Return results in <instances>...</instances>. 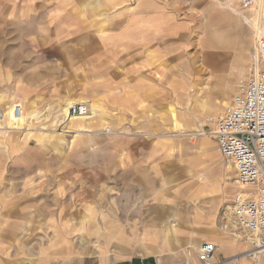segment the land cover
<instances>
[{
    "label": "rangeland",
    "instance_id": "1",
    "mask_svg": "<svg viewBox=\"0 0 264 264\" xmlns=\"http://www.w3.org/2000/svg\"><path fill=\"white\" fill-rule=\"evenodd\" d=\"M18 1L0 0V7ZM20 1L18 15L0 9V262L130 260L127 244L112 240L113 233L97 240L85 236L95 234L94 226L101 232L106 219L121 220L125 195L138 194L133 187H159L162 196L134 199V209L165 211L174 201L173 213L163 218L172 222L176 237L174 210L186 201L197 207L198 221L212 218L221 233L232 196L242 188L218 151L213 127L203 120L222 111L237 77L252 65L258 35L238 13L255 8L245 9L238 0H125L114 6L106 0ZM156 7L159 17L152 15ZM126 52L133 58L131 71L129 64L115 63ZM112 68L127 73L130 95L119 110L113 109L118 80L109 79ZM104 72L108 79H102ZM69 100L92 108L80 127L64 120ZM126 151L132 174L116 175L118 156ZM176 187H211L213 193L189 198ZM79 191L88 197L78 203ZM77 208L81 215L75 217ZM67 212L71 218L65 220ZM89 217L98 225H88ZM176 237L165 241L156 264H195L197 247L211 240L185 244ZM245 246L236 254L250 248ZM152 253L149 248L137 258Z\"/></svg>",
    "mask_w": 264,
    "mask_h": 264
},
{
    "label": "built area",
    "instance_id": "2",
    "mask_svg": "<svg viewBox=\"0 0 264 264\" xmlns=\"http://www.w3.org/2000/svg\"><path fill=\"white\" fill-rule=\"evenodd\" d=\"M238 1L245 9L261 5L252 65L237 77L235 91L222 111L203 120L206 126L213 127L211 135L218 151L234 167L236 182L242 188L232 199L228 220L222 218L219 227L224 234L250 246L233 257L237 264L243 256L264 255V0ZM87 111L86 103H76L69 109L71 115L78 116ZM15 112L20 113V106L15 107ZM215 254V243L203 241L196 249L195 264L225 263L217 262Z\"/></svg>",
    "mask_w": 264,
    "mask_h": 264
},
{
    "label": "crops",
    "instance_id": "3",
    "mask_svg": "<svg viewBox=\"0 0 264 264\" xmlns=\"http://www.w3.org/2000/svg\"><path fill=\"white\" fill-rule=\"evenodd\" d=\"M125 0H106V3L108 5L111 4V6H114L116 4H120ZM21 1L19 0L18 2H14L13 4H11V2L7 3V4H3V7H0V9L5 10V11H13L14 13L17 12V15L20 13L21 10ZM158 5V4H157ZM150 13V12H149ZM148 13V17L147 20L149 19L151 13ZM122 12L118 13L117 16L121 15ZM159 14H161L160 8L156 7L153 11H152V15L159 17ZM148 23V22H147ZM95 27V26H94ZM161 27H163L161 25ZM155 30L154 31H159L160 27H153ZM157 28V30H156ZM117 36V35H116ZM124 36V34H123ZM122 36V37H123ZM119 36H117L118 38ZM120 37V38H122ZM148 44H143V46H146ZM124 43H120L118 45V47H123ZM119 48L118 51L122 52L124 51V49ZM115 63H126V65L129 64L128 69L131 71L132 69V63H133V58H131L127 52L125 53L124 56L121 57H117L115 60ZM115 68H112V70H110L109 74V79L111 81L114 80H118L117 83V87H116V92L117 93H113V95H116V101L117 103L115 104V107H113V109L115 110H119V109H123V102L126 103V100L129 99V95L130 92L129 89L127 88V83L125 82V79H127V73L123 72V73H117L114 71ZM106 72V71H105ZM105 72L101 75L102 79H108V76L105 74ZM113 83V82H112ZM129 85V84H128ZM119 100H121L119 102ZM115 103V101L113 102V104ZM127 151L125 153L119 154L118 159H117V167L118 169H120L119 171H121V173L119 174V171H117L116 175H121V176H125V175H130L132 174L131 172V167H130V158L126 157ZM122 156H125L124 158H122ZM129 156V155H128ZM142 171V168H141ZM135 174H137V171H135ZM126 191H130L129 187H125ZM61 189V188H60ZM211 187H176L173 188V190L176 191H188L189 195L188 197H194V196H198L200 195L202 196H208L210 193H213V189L211 190ZM112 190V189H111ZM132 191H137V196L135 195H129L126 194V202H125V210L122 211V215H121V220L118 221L114 218L111 219H106L103 222V229L100 232V229L97 231V226L94 225H98L97 220L94 218V221H92V219L90 218V220H88L86 223L89 224H94L93 226L95 227V234L90 235L88 234V236H85L86 238H88L89 240H97L100 239V237L102 236V238H104V234L105 237L106 232L109 233L108 236H110V234L113 233V238L112 240H121L122 242H125L126 245V256H133V258H131L130 260L124 261V263L121 264H142L143 261H155V257L157 256V253H159L160 249H166V244L165 243L166 240H171L174 239L176 237L175 232L173 231V227H171L172 222H168L165 221V218H163L168 212L173 213V209H172V204H174V201L171 205H169L168 207H170L168 210L166 209L165 211H161L159 208V206H155L150 210H145V205L141 206L140 209H134V207L131 205H134V199H144L143 201H145V199H147L150 196H153L152 198H155V200H160V198L162 197L160 195V188L159 187H148L147 189L145 187H133L131 188ZM148 192V194H147ZM59 193V191L57 192ZM61 193L63 194V191L61 190ZM149 193L151 195H149ZM177 193V192H176ZM235 195V194H234ZM234 195L232 197H234ZM64 197H66L63 194V199ZM76 197H78V203L79 201L85 200L86 197H88L87 193L84 194L83 191H79L78 194L76 195ZM173 197V195H172ZM131 198V199H130ZM68 199V197H67ZM129 199V200H128ZM233 199V198H232ZM132 200V201H131ZM232 201V200H231ZM58 205V204H57ZM65 207H67L66 209L70 208V205L68 203L67 200H64V204ZM59 207V206H58ZM173 207H175V204L173 205ZM60 209V208H59ZM78 209V215H76L75 217L81 215V210L79 208ZM68 212L66 214H62V218L63 219H69L71 217H69ZM174 214L179 216L178 221L180 222V230H179V237L176 238H180L182 241H185L187 244V239H192L194 240L192 243H196V241L200 238H210L211 240H207V241H212L215 243L216 246V254H215V258L217 262H221V261H225V263L222 264H237L236 261L233 259V257L236 254V252L238 251V249H240V247L243 249L245 246V243L239 240H236L226 234H224L223 232L220 233V231H214V228L216 227V222H214L212 220V218L207 217L204 221V223L198 221L197 219H199V214H198V209L196 206H193L191 204V201L187 202L184 205H180L178 210H174ZM74 217V218H75ZM203 221V220H201ZM102 223V222H100ZM214 223V224H213ZM125 224V226H123ZM89 227L87 226V229ZM172 228V231L170 230ZM217 228V227H216ZM92 230V228H91ZM91 230H87L88 232ZM66 231V230H65ZM64 231V232H65ZM97 231V232H96ZM67 234H69V232H65ZM64 233V234H65ZM63 234L62 238H65V235ZM99 234V235H96ZM79 235V234H78ZM70 236H67L66 238H68ZM85 237L83 239H85ZM115 237V238H114ZM161 241V243H159ZM158 244H155V243ZM184 244V245H185ZM191 244V243H189ZM188 244V245H189ZM156 245H158L157 247H155ZM193 246V245H190ZM149 248H152L154 250V253H152L150 256L152 257H139L137 258V256H143L145 254V250H148ZM110 249V248H109ZM116 249V248H115ZM110 252H108L109 254H112L114 247H111ZM82 250H78V254H81ZM246 251V250H245ZM244 251V252H245ZM53 253H60V254H64V252H54ZM90 253V252H89ZM161 253V252H160ZM43 255H51V253L48 251ZM125 256V257H126ZM259 255H251V256H244L241 258V261H238L239 264H264V257L259 259ZM105 259V258H103ZM102 259V262H103ZM172 263V262H171ZM0 264H6L1 263ZM156 264V263H155ZM163 264V263H161Z\"/></svg>",
    "mask_w": 264,
    "mask_h": 264
},
{
    "label": "bare ground",
    "instance_id": "4",
    "mask_svg": "<svg viewBox=\"0 0 264 264\" xmlns=\"http://www.w3.org/2000/svg\"><path fill=\"white\" fill-rule=\"evenodd\" d=\"M238 16L239 17H242L243 19L249 21V22H252L253 26H254V29L256 30V34L258 35L259 31H260V26H259V21L261 19V5L260 3L257 4V6L255 7L254 11H252L250 14H244V13H241L239 12L238 13ZM256 35V36H257ZM256 43V42H255ZM255 49V48H254ZM83 102H86V101H83ZM76 103H79V102H76L74 100H69L67 102V105L65 107L66 109V112H68V117L65 118L64 117V120L66 123H68L70 120H72L73 122L74 121H77L76 123H80L79 127L81 126V122L86 120V119H89L92 117L93 115V112H92V108L88 105V112L85 114V115H82V116H78V115H71L69 113V109L72 105L76 104ZM87 103V102H86ZM36 114V113H35ZM35 114L31 115L32 118L31 119H34L35 117ZM19 115V114H18ZM13 118V121L15 122L18 118H17V113H15V108H14V114L12 116ZM22 119V118H21ZM63 123V122H62ZM75 123V122H74ZM177 128L180 129V124L177 125ZM81 129H78V130H75V131H79ZM59 134L62 135V133L66 132V131H62L60 129H58L57 131ZM67 259V258H65ZM65 264H71L69 261H66Z\"/></svg>",
    "mask_w": 264,
    "mask_h": 264
}]
</instances>
